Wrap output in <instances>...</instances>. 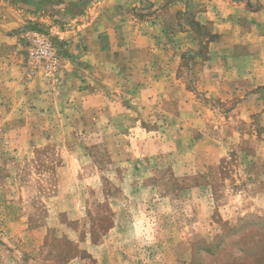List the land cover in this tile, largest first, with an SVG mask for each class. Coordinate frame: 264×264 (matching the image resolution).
I'll use <instances>...</instances> for the list:
<instances>
[{
    "label": "rangeland",
    "instance_id": "374dc122",
    "mask_svg": "<svg viewBox=\"0 0 264 264\" xmlns=\"http://www.w3.org/2000/svg\"><path fill=\"white\" fill-rule=\"evenodd\" d=\"M63 1L10 30L27 84L0 82V264H264V0ZM31 31L69 51L56 80Z\"/></svg>",
    "mask_w": 264,
    "mask_h": 264
},
{
    "label": "crops",
    "instance_id": "0c3cea01",
    "mask_svg": "<svg viewBox=\"0 0 264 264\" xmlns=\"http://www.w3.org/2000/svg\"><path fill=\"white\" fill-rule=\"evenodd\" d=\"M21 1V0H17ZM16 0H0V66L4 67L5 73H9V75L4 73V77L0 78V82H5L9 86H13L15 88L17 87H23L26 88V82L24 81V76L21 70L24 71V69L21 67L20 64H22L21 56H19L18 52L23 49L24 41L21 38L20 35L13 34V36H10V30L16 29V30H24L26 27H29L30 25H37L42 24L46 25L49 24L50 20L48 19V16H45V14L41 11H39L40 5H36L37 0H25L27 4H22L20 2H17ZM71 2V0H64V5L60 6L61 10L64 9V6H66L67 2ZM241 5L243 0H239ZM247 2L249 0H245ZM228 2V5L231 6V4H235L232 0H226ZM212 6H216L217 4H225L222 0H213ZM38 9V10H37ZM90 26L91 23L84 24L82 27H80L79 30H81V33H75V37L72 39L75 43L74 46H77V43L82 41H88L87 45L89 46L86 58L90 59L91 52L94 49L93 43L95 38L97 37L93 33L90 32ZM54 29H57L54 27ZM19 32V31H18ZM69 36L72 38V33L66 34V36ZM68 38V37H67ZM17 46V47H16ZM63 46V45H61ZM67 47V46H63ZM69 51H63V54H68ZM73 53L78 56L81 53L78 50H74ZM18 54V55H17ZM25 55V54H24ZM23 56V55H22ZM24 58V57H23ZM92 61H95L92 60ZM25 73V72H24ZM3 75V74H2ZM14 76V77H13ZM68 80L71 78L68 77ZM66 79V80H67Z\"/></svg>",
    "mask_w": 264,
    "mask_h": 264
},
{
    "label": "built area",
    "instance_id": "2783aa9c",
    "mask_svg": "<svg viewBox=\"0 0 264 264\" xmlns=\"http://www.w3.org/2000/svg\"><path fill=\"white\" fill-rule=\"evenodd\" d=\"M28 66L36 72H41L45 78L56 80L60 77L65 58L58 48L54 37L46 31H31L26 33Z\"/></svg>",
    "mask_w": 264,
    "mask_h": 264
}]
</instances>
